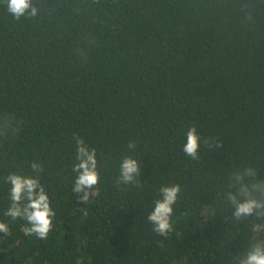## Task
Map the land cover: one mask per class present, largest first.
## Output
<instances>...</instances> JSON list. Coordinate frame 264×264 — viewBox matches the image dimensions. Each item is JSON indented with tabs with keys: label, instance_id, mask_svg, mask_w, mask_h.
Instances as JSON below:
<instances>
[{
	"label": "trees",
	"instance_id": "1",
	"mask_svg": "<svg viewBox=\"0 0 264 264\" xmlns=\"http://www.w3.org/2000/svg\"><path fill=\"white\" fill-rule=\"evenodd\" d=\"M32 2L38 17L17 20L0 0V116L18 128L0 137V264H235L259 221L237 222L221 194L234 168L264 179V0ZM192 126L197 160L182 150ZM76 136L100 173L87 204L72 191ZM125 155L140 176L117 186ZM32 162L56 213L47 239L4 215L6 176ZM174 184L164 237L147 216Z\"/></svg>",
	"mask_w": 264,
	"mask_h": 264
},
{
	"label": "clouds",
	"instance_id": "2",
	"mask_svg": "<svg viewBox=\"0 0 264 264\" xmlns=\"http://www.w3.org/2000/svg\"><path fill=\"white\" fill-rule=\"evenodd\" d=\"M7 11L17 20L35 18L39 9L32 0H6ZM18 132L14 117L10 114L0 116V137L14 136ZM76 140V163L72 170L76 173L72 191L78 197V202L87 204L90 196L94 195L95 186L100 182L96 149L90 148L82 138ZM200 136L195 126L189 127L186 132V142L183 152L193 160L199 159ZM220 147L215 141L205 140L204 144L211 147ZM128 148L134 150L136 144L129 142ZM32 175H23L16 172L9 173L5 182L9 188V206L4 212L11 220H23L28 225L25 235H35L38 239H47L53 229V218L56 213L51 207L49 193L41 183L40 173L43 166L36 162L30 165ZM141 161L131 155H125L119 164V177L116 185L137 183L140 176ZM35 177V178H34ZM228 189L221 195L223 200L231 207V215L237 221L248 220L254 216L252 232L258 234L252 242L237 254L235 264H264V179L258 177L256 168L246 165L234 168L227 176ZM181 187L179 184L162 186L159 189L160 198L154 201L147 220L153 225V231L167 237L173 231L171 222L174 208ZM86 214V213H85ZM0 233L4 237L10 235L7 223L0 221Z\"/></svg>",
	"mask_w": 264,
	"mask_h": 264
}]
</instances>
